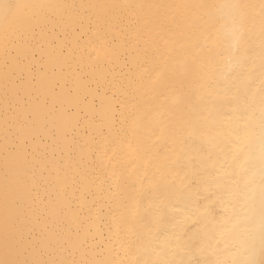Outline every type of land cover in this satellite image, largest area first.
I'll use <instances>...</instances> for the list:
<instances>
[{
    "label": "bare ground",
    "instance_id": "6f19581e",
    "mask_svg": "<svg viewBox=\"0 0 264 264\" xmlns=\"http://www.w3.org/2000/svg\"><path fill=\"white\" fill-rule=\"evenodd\" d=\"M0 264H264V0H0Z\"/></svg>",
    "mask_w": 264,
    "mask_h": 264
}]
</instances>
